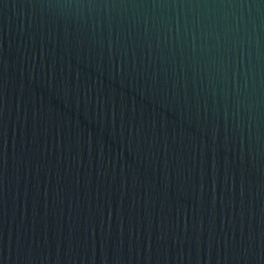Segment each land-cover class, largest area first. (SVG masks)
<instances>
[{"label":"water","instance_id":"95a60500","mask_svg":"<svg viewBox=\"0 0 264 264\" xmlns=\"http://www.w3.org/2000/svg\"><path fill=\"white\" fill-rule=\"evenodd\" d=\"M0 264H264V0H0Z\"/></svg>","mask_w":264,"mask_h":264}]
</instances>
